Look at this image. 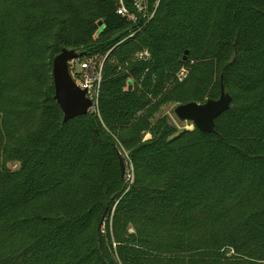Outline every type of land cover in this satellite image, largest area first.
Segmentation results:
<instances>
[{
	"label": "trees",
	"instance_id": "obj_1",
	"mask_svg": "<svg viewBox=\"0 0 264 264\" xmlns=\"http://www.w3.org/2000/svg\"><path fill=\"white\" fill-rule=\"evenodd\" d=\"M122 1L134 20L118 0H0V264H264V0ZM62 48L107 55L97 112L65 124ZM221 81L215 133L161 115Z\"/></svg>",
	"mask_w": 264,
	"mask_h": 264
},
{
	"label": "water",
	"instance_id": "obj_2",
	"mask_svg": "<svg viewBox=\"0 0 264 264\" xmlns=\"http://www.w3.org/2000/svg\"><path fill=\"white\" fill-rule=\"evenodd\" d=\"M99 26H101V23H99ZM121 35L119 34L117 37ZM186 55L187 52H185L183 60L186 59ZM82 57H84V53L80 49L62 48L52 61L54 100L63 113V124L71 119L93 113V104L86 96L87 91L79 88L69 73V62ZM231 102L232 98L221 81L218 99H208L202 104L190 102L178 105L174 109V115L180 122L190 123L202 134H213L215 133V121L229 110ZM118 162L120 180L124 181L126 169L120 154L118 155ZM104 217L105 213L99 225H102Z\"/></svg>",
	"mask_w": 264,
	"mask_h": 264
},
{
	"label": "built area",
	"instance_id": "obj_3",
	"mask_svg": "<svg viewBox=\"0 0 264 264\" xmlns=\"http://www.w3.org/2000/svg\"><path fill=\"white\" fill-rule=\"evenodd\" d=\"M132 3L137 13L146 16V0H133ZM116 13L121 17L134 20V14H130L128 12L122 0H118V8L116 10ZM106 56L107 55H94L90 57H82L80 59L70 61L68 65L69 73L73 81L77 84V86H79V88L87 91L86 96L91 100L93 104V113L97 112L98 96L102 81V71ZM149 59L150 53L147 50H143L135 53L131 60L132 62H146ZM75 66L79 68V74L75 73ZM186 76L187 71L184 68H181L175 75V80L182 81L186 78ZM144 139L147 140L148 138H146L145 136Z\"/></svg>",
	"mask_w": 264,
	"mask_h": 264
},
{
	"label": "rangeland",
	"instance_id": "obj_4",
	"mask_svg": "<svg viewBox=\"0 0 264 264\" xmlns=\"http://www.w3.org/2000/svg\"><path fill=\"white\" fill-rule=\"evenodd\" d=\"M75 73L79 74V68L77 66L74 67ZM175 105H169L166 106L162 109L161 115L166 116L168 118V122L171 126H174L178 131H182V130H193L194 127L190 124V123H182L180 122L174 115V109H175ZM146 138L149 139L148 135H145ZM125 163V169H126V178H125V182H129L131 180V171L129 169L128 164L124 161ZM16 166L11 165L12 169H15Z\"/></svg>",
	"mask_w": 264,
	"mask_h": 264
}]
</instances>
